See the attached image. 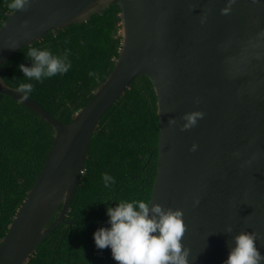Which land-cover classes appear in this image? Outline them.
Wrapping results in <instances>:
<instances>
[{
	"label": "water",
	"instance_id": "obj_1",
	"mask_svg": "<svg viewBox=\"0 0 264 264\" xmlns=\"http://www.w3.org/2000/svg\"><path fill=\"white\" fill-rule=\"evenodd\" d=\"M115 1L121 7L119 55L72 122L30 96L21 100L4 82L2 64L19 49ZM6 16L0 92L28 106L55 133L0 244V264H26L65 222L102 117L142 75L153 83L160 119L149 203L182 210L189 264H222L232 238L243 231L261 237L256 244L264 254V0H31L26 11ZM195 112L202 118L182 130L183 117Z\"/></svg>",
	"mask_w": 264,
	"mask_h": 264
},
{
	"label": "trees",
	"instance_id": "obj_2",
	"mask_svg": "<svg viewBox=\"0 0 264 264\" xmlns=\"http://www.w3.org/2000/svg\"><path fill=\"white\" fill-rule=\"evenodd\" d=\"M0 0V27L12 12ZM118 1L81 23L26 45L8 58L1 76L10 87L27 82L17 65L30 64V47L67 55L68 72L31 81L29 96L64 123L73 121L115 66L122 37ZM95 76H89V73ZM53 126L28 106L0 92V244L34 185L54 140ZM160 119L157 94L148 76H138L102 117L95 132L78 190L65 222L55 227L26 264H116L109 248L97 249L94 231L107 226L104 203L150 201L157 175ZM115 183L105 187L102 174ZM59 206L49 224L60 212Z\"/></svg>",
	"mask_w": 264,
	"mask_h": 264
},
{
	"label": "clouds",
	"instance_id": "obj_3",
	"mask_svg": "<svg viewBox=\"0 0 264 264\" xmlns=\"http://www.w3.org/2000/svg\"><path fill=\"white\" fill-rule=\"evenodd\" d=\"M30 3L31 0H10L8 7L13 11H26ZM27 59L30 64L17 65L27 81L15 89L22 94L21 100L27 99L32 92L31 81L43 82L44 79L68 72L71 67L67 55H54L46 48H28ZM89 76H95V73L90 72ZM202 116L200 112L186 114L183 118L187 123L182 130L193 127ZM102 180L105 187L115 183L108 173L102 174ZM104 205L107 226L94 231L93 241L97 249L109 248L116 264H189V249L182 244L186 231L182 210L165 209L158 203L143 200L121 201L115 203V207L109 203ZM225 231L231 233V226H227ZM260 238L255 232L236 234L229 245L227 259L222 264H264V254L256 244Z\"/></svg>",
	"mask_w": 264,
	"mask_h": 264
}]
</instances>
